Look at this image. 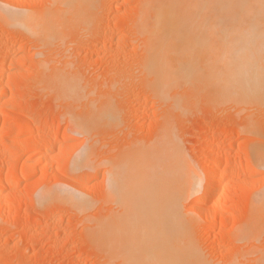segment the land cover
Segmentation results:
<instances>
[{
    "label": "rangeland",
    "instance_id": "1",
    "mask_svg": "<svg viewBox=\"0 0 264 264\" xmlns=\"http://www.w3.org/2000/svg\"><path fill=\"white\" fill-rule=\"evenodd\" d=\"M49 1L0 0V11L39 15L49 11ZM139 1L97 0L82 22H74L70 16L72 21L59 33L58 45L52 40L46 48L39 46L24 25L7 24L0 15V72L7 70L0 77V169H4L0 179L9 168L26 175L9 182L2 192L0 264H104L103 251L93 243L85 219L98 212L108 216L111 211V204L103 199L107 189L105 161L134 142L149 145L166 111L150 94L148 80L137 68L141 48L134 20ZM12 56L20 59L14 62ZM44 61H51L46 68L40 64ZM57 69H65L59 70L62 74L67 71L64 80L57 76ZM2 91L6 93L1 95ZM173 95L186 102L172 116L178 121L174 122L177 138L180 136V144L203 175L225 152L230 154L231 165L250 157L256 168L255 174L236 177L233 184L219 177L227 190L209 206L218 202L226 219L219 214L207 216L197 209L190 212L194 198L190 205L186 203L185 212L198 221L195 234L201 250L209 260L225 264L237 247L238 262L261 264L256 259L264 249V222L249 218V212L253 201L264 192V161L260 159L264 157V104H235L238 97L221 96L205 80L195 82L192 88L177 89ZM104 105L110 115L106 121L95 122L88 111L91 106ZM68 112L91 123L89 136L70 133L69 123L62 117ZM26 121L30 130L18 134ZM249 123L258 128L259 137L239 130ZM82 148L94 149L99 165L90 175L78 178L69 163ZM31 153L34 156L29 159ZM64 179L71 185L63 183ZM244 180L249 182L244 185ZM72 183L79 184V194L95 205L88 214L55 199L38 204L41 191L69 189L65 185L71 189ZM238 227L248 231L244 240L237 236Z\"/></svg>",
    "mask_w": 264,
    "mask_h": 264
},
{
    "label": "bare ground",
    "instance_id": "2",
    "mask_svg": "<svg viewBox=\"0 0 264 264\" xmlns=\"http://www.w3.org/2000/svg\"><path fill=\"white\" fill-rule=\"evenodd\" d=\"M48 3H51L52 8L48 4L49 11L42 10L39 15L16 14L6 10L0 11V15L7 24L24 25L29 35L40 42L39 46L46 48L52 40L56 42L61 39L59 33L71 19L82 22L93 10L97 0H50ZM134 21L141 48L137 68L148 80V91L155 96V101L165 106V116L160 120L163 123L149 145L134 142L115 152V155L106 159V163L99 161L100 165L104 167L106 164L107 168V189L103 199L111 204V213L103 217L98 215L99 212L97 216L89 215L88 218L87 215L86 230L91 232L95 246L103 251L104 264H216L200 248L195 234L198 221L185 212L186 203L189 204L194 198L189 207L192 210L190 212L197 209V212L207 216L219 214L226 219L218 202L209 206V202L227 190L219 177L228 178V182L233 184L236 177L255 174L256 168L251 165L250 157H245L241 164L231 165L230 154L225 152L217 157L218 163L212 165L209 173L203 175L201 168L189 158L184 144H180V136L177 138L174 123L177 118L172 116L177 110L180 112L186 102L180 98L181 94L177 96L173 93L183 87L192 88L195 82L205 80L210 86H215V91L221 96L238 97L235 104L250 102L254 107L264 104V0H140ZM16 59L20 58L13 57L14 62ZM50 62L40 64L46 68V63ZM6 72L2 70L0 77L3 78ZM66 73L57 76L64 80ZM4 93L6 91H2L1 95ZM91 107L89 116L95 122L107 120L109 107ZM62 117L69 123L71 134H91L90 122L70 112ZM27 126L26 121L18 134L30 130ZM238 128L241 132L257 135L255 130L258 131V128L253 124ZM66 132L65 135H68ZM49 150L48 145L47 152ZM94 154L92 148H82L74 153L69 163L72 173L78 178L90 175L99 165ZM257 154L260 158L259 151ZM33 156L31 153L28 158ZM263 158H260L261 161H264ZM261 161L259 165L263 164ZM23 173L9 168L2 174L0 202L9 182L24 179L26 175ZM249 180L242 183L246 185ZM69 182L63 181L67 185ZM72 184L71 189L64 184L69 189L41 191L37 198L38 204L43 206L48 199H55L89 213L95 205L79 194V184ZM250 210L249 218L256 217V220L264 222V192L253 201ZM241 228L238 232L236 230L238 235H235L244 240L248 231L244 232ZM235 250L224 263L247 264L242 261L244 257L241 258L242 262H238V255L235 254L238 251ZM262 250L256 262L261 260V264H264Z\"/></svg>",
    "mask_w": 264,
    "mask_h": 264
}]
</instances>
